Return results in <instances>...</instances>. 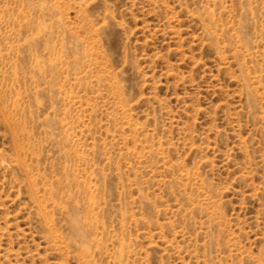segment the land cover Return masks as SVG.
<instances>
[{
  "label": "rangeland",
  "instance_id": "1",
  "mask_svg": "<svg viewBox=\"0 0 264 264\" xmlns=\"http://www.w3.org/2000/svg\"><path fill=\"white\" fill-rule=\"evenodd\" d=\"M0 264H264V0H0Z\"/></svg>",
  "mask_w": 264,
  "mask_h": 264
}]
</instances>
